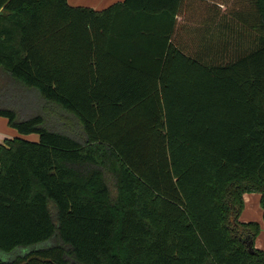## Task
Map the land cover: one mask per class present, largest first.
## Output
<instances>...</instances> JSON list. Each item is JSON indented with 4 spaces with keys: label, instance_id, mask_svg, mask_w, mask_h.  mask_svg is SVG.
Wrapping results in <instances>:
<instances>
[{
    "label": "trees",
    "instance_id": "trees-1",
    "mask_svg": "<svg viewBox=\"0 0 264 264\" xmlns=\"http://www.w3.org/2000/svg\"><path fill=\"white\" fill-rule=\"evenodd\" d=\"M184 1L0 0V84L68 118L0 106L38 136L0 144V251L54 240L0 264H264V0H211L192 41Z\"/></svg>",
    "mask_w": 264,
    "mask_h": 264
},
{
    "label": "rangeland",
    "instance_id": "rangeland-1",
    "mask_svg": "<svg viewBox=\"0 0 264 264\" xmlns=\"http://www.w3.org/2000/svg\"><path fill=\"white\" fill-rule=\"evenodd\" d=\"M194 1L199 4L200 3L206 4L203 0H194ZM194 1H191V0L184 1L186 3H184V8L182 10L184 17H186L184 18V21H187L186 27L189 28V30H186L185 32H183L185 35L184 38L185 40H189V41H192L191 40L192 30L190 28L193 27L192 25L193 21L191 20H194L195 18L193 15H191L192 10L189 7L194 4ZM197 10H200V9L197 7ZM220 10L224 11L225 9L221 8ZM200 11L202 14L201 16H203L205 13V9H201ZM250 17L251 16H247L248 19ZM194 33H199V32H194ZM210 41L212 43L214 42L212 41V39L211 40L207 39V44L201 51V56H203V61H208L209 56L212 55V52L215 49L214 45L212 46V43L209 44ZM1 76L2 74H0V83H2ZM9 83L10 84H0V86H2L0 88V103H2L0 104V106L10 105L11 107L17 110H22V111L29 110V112L31 111V109H33L34 111H36L35 113L43 114L47 123L50 125H53L55 122H58L61 125L68 123V118H66L65 115L61 116L59 114H56L54 110L55 107L52 104L44 103V100L40 98L37 91L25 88L21 84L17 85L14 82H9ZM5 132H8V133L13 132L15 136H20V137L22 136V135H19L14 129H12L11 127L7 125V120L5 118L0 117V135L6 136L7 134ZM28 136H36V135H28ZM53 243H54V240H51L47 243L33 246V247H25V248L19 247L10 252L0 251V261L10 262L17 257L26 255L29 251L33 249L52 245Z\"/></svg>",
    "mask_w": 264,
    "mask_h": 264
},
{
    "label": "crops",
    "instance_id": "crops-1",
    "mask_svg": "<svg viewBox=\"0 0 264 264\" xmlns=\"http://www.w3.org/2000/svg\"><path fill=\"white\" fill-rule=\"evenodd\" d=\"M124 0H67V4L70 7H83V8H90L94 11H102L104 9H106L107 7L115 4V3H119V2H123ZM194 1V0H191ZM206 4L203 3H197L194 1V4L192 6H190L189 8L192 10L191 11V15H193L195 18L193 21L192 25L199 23V19L201 17V9H205V27H208L211 25V22L208 21L209 18V14L211 16L212 13V6L214 5V2L211 0H203ZM211 7H209V5ZM197 7L200 10H197ZM222 9H225V7L222 5L221 6ZM246 18V16H252V13H249L247 15H244ZM235 21H237L235 19ZM200 23H202V21H200ZM236 23V22H234ZM238 23V22H237ZM239 25H242L241 22H239ZM230 40V33L227 30H223L222 31V36H221V42L222 45H225V41L226 39ZM214 41L213 43L210 41L209 44L212 43L213 45H216L218 42V37H216L213 33H211V36L209 37V40ZM241 42H245L243 39L240 40ZM207 44V43H206ZM205 44V45H206ZM7 135L6 136H1L0 135V144L6 140V139H13V138H20L23 140H27V141H32V142H36L38 140V136H15L13 132H5ZM259 201H260V195L257 193H250V194H244L243 195V202H244V207L243 210L239 216V221L242 223H247V222H256L259 225L260 228V232L258 234V236L256 237L255 241H254V248L259 250V251H263L264 252V222L262 220V210L260 208L259 205Z\"/></svg>",
    "mask_w": 264,
    "mask_h": 264
},
{
    "label": "water",
    "instance_id": "water-1",
    "mask_svg": "<svg viewBox=\"0 0 264 264\" xmlns=\"http://www.w3.org/2000/svg\"><path fill=\"white\" fill-rule=\"evenodd\" d=\"M247 247H248V252H249L250 254H252V253H253V248H252V246H251V242L247 245Z\"/></svg>",
    "mask_w": 264,
    "mask_h": 264
}]
</instances>
